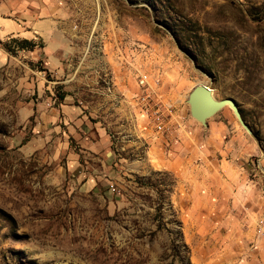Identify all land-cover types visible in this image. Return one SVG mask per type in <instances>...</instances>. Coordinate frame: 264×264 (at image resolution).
I'll list each match as a JSON object with an SVG mask.
<instances>
[{
  "label": "rangeland",
  "instance_id": "374dc122",
  "mask_svg": "<svg viewBox=\"0 0 264 264\" xmlns=\"http://www.w3.org/2000/svg\"><path fill=\"white\" fill-rule=\"evenodd\" d=\"M198 84L241 115L208 119L219 147L191 114ZM228 140L248 152L226 206ZM260 165L264 0H0V264H264V214L241 219L248 195L264 207Z\"/></svg>",
  "mask_w": 264,
  "mask_h": 264
},
{
  "label": "crops",
  "instance_id": "0c3cea01",
  "mask_svg": "<svg viewBox=\"0 0 264 264\" xmlns=\"http://www.w3.org/2000/svg\"><path fill=\"white\" fill-rule=\"evenodd\" d=\"M207 126H208V130H209V132L211 134L210 135L211 136L210 139H212L217 134V132H215L216 128H222V126H221V124L219 122L211 124V121H209V120L207 122ZM213 139H214L213 140L214 144L216 143V147H219L218 145H220V142L217 139H215V138H213ZM232 145L234 146L233 140H228L227 142L221 143V164L219 162V165L221 166V186H222V188H221V201L225 199L227 202H229L228 205L225 204L226 206H229L230 202H233L234 204L235 203L239 204L241 196L239 194V190L237 191V193H235V191L233 189L235 187V185L231 181H229L227 178H225L224 174L231 173V170H233L234 173L237 172L238 171L237 170L238 164H240L242 161L241 160H237L236 161V158L243 157L244 153L248 152V151L246 152V150L245 151L237 150V148L233 147ZM250 153L251 152H249L248 154H250ZM216 158H217V160H220V159H218L219 158L218 156H216ZM208 160H210V159H209L208 156H206L204 161L207 162ZM211 161L212 162L215 161L213 159V157H212ZM225 161H227L230 164H232V166L228 167L225 164ZM254 168H252L253 171H254ZM258 170H259V173L262 170H263L262 172L264 173V169H262L261 165L258 166ZM257 173H258V171H257ZM243 174H244L243 177H245L246 173H243ZM263 175L264 174H259V179L258 180H261V178L264 177ZM248 187H251V184ZM248 192H249V190H248ZM248 192H246L247 195H248ZM241 199H243V198H241ZM247 199L251 200V203H249V208L245 212L244 216L241 217V219L245 220L247 222H252L253 223L254 219H255V215L264 214V207H263V205H261V202L259 203L258 200L256 198H254L253 196H249L248 195ZM254 200H255V202H254ZM228 210L225 211L226 214H228ZM255 235H256V224H255ZM253 239H255V236H254ZM258 244H259V241H256L255 244L253 245V247H258Z\"/></svg>",
  "mask_w": 264,
  "mask_h": 264
},
{
  "label": "water",
  "instance_id": "95a60500",
  "mask_svg": "<svg viewBox=\"0 0 264 264\" xmlns=\"http://www.w3.org/2000/svg\"><path fill=\"white\" fill-rule=\"evenodd\" d=\"M212 90L206 84H198L195 86L188 99L192 116L207 126L210 117L214 116L225 106L230 105L240 121L243 122L235 101L232 99L217 100Z\"/></svg>",
  "mask_w": 264,
  "mask_h": 264
},
{
  "label": "built area",
  "instance_id": "2783aa9c",
  "mask_svg": "<svg viewBox=\"0 0 264 264\" xmlns=\"http://www.w3.org/2000/svg\"><path fill=\"white\" fill-rule=\"evenodd\" d=\"M148 85V75L146 73H142L139 76L140 93L138 94V100L140 104H144L145 106H147L148 103H152L151 94L146 89ZM146 113H150L153 122L156 123L158 128H161V130H165L168 127V124L162 115L161 109L159 107H156V104L154 106H151L146 111ZM256 237L258 239H264V216L257 220Z\"/></svg>",
  "mask_w": 264,
  "mask_h": 264
},
{
  "label": "trees",
  "instance_id": "16d2710c",
  "mask_svg": "<svg viewBox=\"0 0 264 264\" xmlns=\"http://www.w3.org/2000/svg\"><path fill=\"white\" fill-rule=\"evenodd\" d=\"M13 41L17 42L18 45H19V47H20L21 49H33V48H35V47L38 45L37 42H36L35 40H28V39L14 38ZM61 99H63V95H61ZM171 186H172V185H171ZM172 190H173V186L170 187V188H167V189L162 190L161 193H162V194H164L165 192L170 193V192H173ZM159 209H161V204H160L159 207H158V210H159ZM157 216H158V215H157ZM159 216H161V214H159ZM159 216H158V217H159ZM158 220L160 221V225H161V224H162V221H163V220H162V216H161V218H159Z\"/></svg>",
  "mask_w": 264,
  "mask_h": 264
},
{
  "label": "bare ground",
  "instance_id": "6f19581e",
  "mask_svg": "<svg viewBox=\"0 0 264 264\" xmlns=\"http://www.w3.org/2000/svg\"><path fill=\"white\" fill-rule=\"evenodd\" d=\"M213 91V90H212Z\"/></svg>",
  "mask_w": 264,
  "mask_h": 264
}]
</instances>
